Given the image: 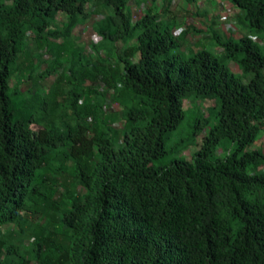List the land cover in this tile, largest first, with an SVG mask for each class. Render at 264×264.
Returning <instances> with one entry per match:
<instances>
[{"label":"trees","instance_id":"trees-1","mask_svg":"<svg viewBox=\"0 0 264 264\" xmlns=\"http://www.w3.org/2000/svg\"><path fill=\"white\" fill-rule=\"evenodd\" d=\"M156 1L0 0V264H264V147L251 148L264 132V0H226L237 37L213 21L175 35L173 0ZM102 13L90 57L74 29ZM188 30L204 35L183 48ZM45 55L40 78L54 82L20 91ZM186 96L213 99L215 123L190 160L154 166L190 146L163 148ZM194 119L196 135L206 121Z\"/></svg>","mask_w":264,"mask_h":264},{"label":"rangeland","instance_id":"rangeland-1","mask_svg":"<svg viewBox=\"0 0 264 264\" xmlns=\"http://www.w3.org/2000/svg\"><path fill=\"white\" fill-rule=\"evenodd\" d=\"M147 2V1H146ZM211 2V3H210ZM181 7L184 5L182 4L181 0H173V5L170 6V10L168 9L167 12L163 15V18L167 21H169L171 30L172 32L176 35L184 27H188V25H195L196 27L200 26L198 21H202V18L195 19L191 16H189L184 9L181 7H178V11L176 12L178 15L176 16V13L174 14L175 17H172V12L175 11L176 5L179 4ZM149 1L145 3L144 5L141 6H135L136 11H134V18L133 20L136 21L140 15L146 13L150 7ZM157 4H161V0L157 1ZM156 4V5H157ZM176 4V5H174ZM219 5V8H218ZM161 7V5H160ZM204 8L205 10H209L211 13L210 17L212 20L210 21L212 23L213 21V29L217 32H227V30L231 31V34L234 37H237L238 34V27L239 24H237L231 17L232 11L229 8V5L226 3L225 0H210L209 3L204 4V6H201V10ZM160 9V8H159ZM158 9V10H159ZM231 12H230V11ZM172 11V12H171ZM203 13L202 11H200ZM103 14H93L88 18L83 24L78 25L74 29V38L76 41L80 43H84V50L85 52L90 56L94 57L95 52L93 51L91 44L97 43L99 40V37L94 35V29H93V24L95 21L100 20L103 17ZM65 17L64 14H59L56 17V22L58 25L63 21V18ZM206 24V22H205ZM189 35L187 37V40H185L183 48H186V46H190L189 42H193L194 39H197L196 37L199 35V38H201L200 33H192V31L188 30ZM197 34V35H195ZM242 34V33H241ZM253 40H256L255 36H252ZM206 47L209 49V51L213 52L215 55H219V50L215 49L212 45V43L207 42ZM100 57H104L105 53L103 50H100L98 52ZM48 56L45 55L42 57L41 60H35V63L33 65V75L36 77V82L30 81V80H22V83L19 85V90L20 91H25L33 86H36L41 88L42 92H46L50 85L54 82L55 76L49 75L45 78H40L41 71L43 68H45L46 64L44 63L45 60H47ZM42 62V63H41ZM40 63L42 65H40ZM229 68L235 73L239 74V70L234 65L233 63H229ZM18 75L13 76L11 79V86L16 83V79H18ZM39 77V78H38ZM36 84V85H35ZM89 86H91L94 90L100 91V92H110L106 87H103L102 85L99 84H91L88 83ZM215 105V101L213 99H208V100H196L194 98H191L190 96H186L183 98L182 101V107L183 109L187 110L184 114V118L182 122L174 129L171 130L168 135L166 140L163 142V148L167 152L169 151L172 147L178 146L182 147L184 144H190L192 147H187L183 149L181 152L176 153V154H168L167 157L165 158L164 161L160 162H155L154 166H160L163 165L167 162L168 159H174V158H183L190 160L191 159V153L197 148L200 139L208 133V131L213 127L215 123V116H214V111L213 107ZM105 111L111 112L116 114L118 117H121V121L116 123V127L120 128L122 126V120L124 118V110L119 107L117 104H112L111 106H105ZM200 114L203 118V120L206 121V124L202 126V129H198L196 131L195 135V130L194 133H192L191 126L195 124V117ZM203 121L201 120L200 122L197 123V126H201ZM34 134V129L32 131H22V134L20 136V140H28L31 141L32 137ZM229 142L228 141H223L222 144H220L218 148V153L223 155V153L220 152L221 149L225 150V148H228ZM231 145L229 146V148ZM264 147V134H260L255 141L254 145L251 147L252 149L254 148H262ZM261 170L264 172V167L261 168ZM27 244V242H25ZM27 246V245H26ZM23 249H19L18 253H22L21 251ZM21 251V252H20Z\"/></svg>","mask_w":264,"mask_h":264},{"label":"crops","instance_id":"crops-1","mask_svg":"<svg viewBox=\"0 0 264 264\" xmlns=\"http://www.w3.org/2000/svg\"><path fill=\"white\" fill-rule=\"evenodd\" d=\"M209 1L210 0H197V2H196V6H197V8L199 9V11H202L203 13H205L206 11H205V9L204 8H202V10H201V6L203 5L204 6V4H207V3H209ZM226 1V0H225ZM181 2H182V4H184L182 7H181V5H180V3L179 4H174V5H176V9H175V11H171L172 12V17H175L174 16V14L178 11V7H181L182 9H184V11H185V9H186V5H185V3H184V1L183 0H181ZM211 3V2H210ZM226 3H227V1H226ZM156 4H157V1H156V3H155V9H157L156 8ZM228 4V3H227ZM144 5V4H143ZM149 5H151V4H149ZM171 5H173V2H172V4ZM229 5V4H228ZM145 6V5H144ZM151 8H153V7H151ZM218 8H219V5H218ZM229 8H231L230 10L232 11V13H231V17H232V19H233V14L234 13H236V9L235 8H233V7H231L230 5H229ZM149 10V9H148ZM208 12H206L207 13V16H206V18H203L202 19V21H199L200 23H199V25L200 26H198L197 28L198 29H200V30H202V31H206V32H208L209 31V25H211L210 23V21L212 20V18L210 17V15H211V13L209 12V10H207ZM178 14L176 13V16H177ZM206 20V21H205ZM234 20V19H233ZM206 22V24L204 25V23ZM191 26H193V25H191ZM195 26V25H194ZM196 27V26H195ZM206 28H208V29H206ZM238 32H237V34L239 35V34H244V32H245V29H243V28H241L240 27V25H239V27H238ZM204 35V33H200V36L202 37ZM197 39H194L193 40V42H195L196 40H198V38H199V35L196 37ZM264 45V44H263ZM262 134H264V132H262ZM261 134V135H262Z\"/></svg>","mask_w":264,"mask_h":264},{"label":"built area","instance_id":"built-area-1","mask_svg":"<svg viewBox=\"0 0 264 264\" xmlns=\"http://www.w3.org/2000/svg\"><path fill=\"white\" fill-rule=\"evenodd\" d=\"M156 8H157L156 11L159 12V10H160V9H159V8H160V4H157V5H156ZM158 9H159V10H158ZM134 11H136V10L134 9L133 12H134ZM229 11H230V10H229ZM230 12H231V11H230ZM133 18H134V13H133Z\"/></svg>","mask_w":264,"mask_h":264}]
</instances>
